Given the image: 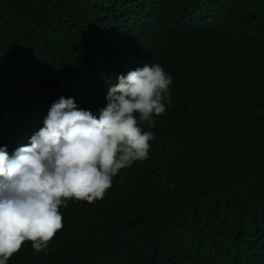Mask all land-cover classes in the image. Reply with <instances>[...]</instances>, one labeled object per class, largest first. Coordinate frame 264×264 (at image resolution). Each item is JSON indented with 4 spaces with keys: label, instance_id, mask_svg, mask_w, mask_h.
Listing matches in <instances>:
<instances>
[{
    "label": "trees",
    "instance_id": "1",
    "mask_svg": "<svg viewBox=\"0 0 264 264\" xmlns=\"http://www.w3.org/2000/svg\"><path fill=\"white\" fill-rule=\"evenodd\" d=\"M145 63L173 78L148 157L7 264H264V0H0V146Z\"/></svg>",
    "mask_w": 264,
    "mask_h": 264
},
{
    "label": "clouds",
    "instance_id": "2",
    "mask_svg": "<svg viewBox=\"0 0 264 264\" xmlns=\"http://www.w3.org/2000/svg\"><path fill=\"white\" fill-rule=\"evenodd\" d=\"M172 79L159 64L120 74L98 115L60 96L27 145L0 146V264L25 241L45 249L63 226L60 206L102 199L119 170L148 157L154 137L140 125L165 113Z\"/></svg>",
    "mask_w": 264,
    "mask_h": 264
}]
</instances>
